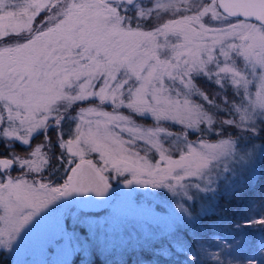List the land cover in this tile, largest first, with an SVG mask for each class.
<instances>
[{
	"label": "snow or ice",
	"instance_id": "6c2138e0",
	"mask_svg": "<svg viewBox=\"0 0 264 264\" xmlns=\"http://www.w3.org/2000/svg\"><path fill=\"white\" fill-rule=\"evenodd\" d=\"M0 145L9 264L50 206L121 179L174 222L78 260L264 264V0H0Z\"/></svg>",
	"mask_w": 264,
	"mask_h": 264
},
{
	"label": "rangeland",
	"instance_id": "374dc122",
	"mask_svg": "<svg viewBox=\"0 0 264 264\" xmlns=\"http://www.w3.org/2000/svg\"><path fill=\"white\" fill-rule=\"evenodd\" d=\"M80 106L87 105L77 107ZM110 182L114 195L105 208L96 213L85 212L67 198L50 206L21 236L13 249V264H86V260H78V253L87 257L89 250L97 246L111 251L130 241L143 242V238L174 222L172 202L163 192L157 194L139 185L125 187L123 179ZM156 207L161 212L156 211ZM164 209L167 214L163 213ZM138 233L143 236L138 237ZM0 264H9V258L0 259Z\"/></svg>",
	"mask_w": 264,
	"mask_h": 264
},
{
	"label": "water",
	"instance_id": "95a60500",
	"mask_svg": "<svg viewBox=\"0 0 264 264\" xmlns=\"http://www.w3.org/2000/svg\"><path fill=\"white\" fill-rule=\"evenodd\" d=\"M111 187L109 189V192L107 193L106 197L103 198H96L94 196H88V197H77L73 196L69 199L72 203L76 204L79 208L86 210V211H99L111 201L113 195H114V187L113 184L110 182Z\"/></svg>",
	"mask_w": 264,
	"mask_h": 264
},
{
	"label": "trees",
	"instance_id": "16d2710c",
	"mask_svg": "<svg viewBox=\"0 0 264 264\" xmlns=\"http://www.w3.org/2000/svg\"><path fill=\"white\" fill-rule=\"evenodd\" d=\"M201 87L203 88V87H207V85H204V84H201ZM177 131H179V129L177 128ZM42 139V137H38L35 141H34V143H36V142H38L39 140H41ZM0 151H3V146L2 145H0ZM16 151L17 152H23L24 150H21V148H17L16 149ZM60 182V181H59ZM61 182H62V180H61ZM259 185H257V189H256V198L258 199V197H259ZM197 202H199V203H207V200H205V199H202L201 197H197ZM74 204V203H73ZM76 205V204H75ZM83 210V209H82ZM85 212H92V213H96V212H98V211H86V210H84ZM100 211V210H99ZM255 215H258L259 214V210H257L255 213H254ZM243 218H248L247 216H244ZM246 231H254V230H252V229H245ZM144 256H145V258H147V256H148V254L147 253H144L143 254ZM94 259L96 260V262H97V264H99V262L102 260L101 258H99V257H94Z\"/></svg>",
	"mask_w": 264,
	"mask_h": 264
}]
</instances>
